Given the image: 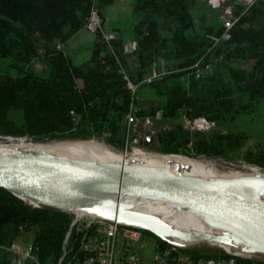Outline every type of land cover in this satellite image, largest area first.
Returning <instances> with one entry per match:
<instances>
[{"label": "trees", "instance_id": "obj_1", "mask_svg": "<svg viewBox=\"0 0 264 264\" xmlns=\"http://www.w3.org/2000/svg\"><path fill=\"white\" fill-rule=\"evenodd\" d=\"M112 1L0 0V138L39 144L105 135L109 144L130 149L137 131L128 133L124 122L131 92L123 75L138 81L155 63L166 74L139 88V115L154 116L161 110V120L174 123L157 129L154 148L192 158L227 159L239 153L247 136L228 132L221 124L264 102V0H254L243 13L238 10L229 37L217 42L213 37H220L221 25L195 30V0H132L137 47L131 54L123 52L118 33L108 41L102 34L111 31L104 25L103 11ZM92 7L103 29L95 32L90 58L74 64L65 45L85 27ZM164 19L172 22L169 36L161 31ZM199 61L211 62L212 73L201 79L192 76L186 84L184 75ZM143 90L150 93L145 104L139 97ZM181 116H205L217 128L190 133L177 122ZM243 159L264 168V149L246 150ZM72 218L69 212L33 207L0 188V246L31 234L38 264H79L87 251L79 248L82 233L73 229L69 244H63ZM146 232L159 245L166 244ZM1 247L0 264H10L8 251ZM247 262L264 264L257 259Z\"/></svg>", "mask_w": 264, "mask_h": 264}, {"label": "water", "instance_id": "obj_2", "mask_svg": "<svg viewBox=\"0 0 264 264\" xmlns=\"http://www.w3.org/2000/svg\"><path fill=\"white\" fill-rule=\"evenodd\" d=\"M153 141L154 137L148 136L143 145L149 146ZM0 188L23 201L28 198L36 202L33 207L45 206L71 214L107 210L86 198L71 197L69 193L74 188L167 202L220 224L236 238L237 246L232 247L264 256V202L240 192L264 191V176L206 182L168 175L144 165L101 164L19 153L0 157ZM133 226L157 236L148 224Z\"/></svg>", "mask_w": 264, "mask_h": 264}, {"label": "bare ground", "instance_id": "obj_3", "mask_svg": "<svg viewBox=\"0 0 264 264\" xmlns=\"http://www.w3.org/2000/svg\"><path fill=\"white\" fill-rule=\"evenodd\" d=\"M19 153L101 164L144 165L155 167L168 175L206 182H220L245 176H264V172H257L254 169L232 171L220 163L190 159L178 153L162 155L158 151L144 150L139 147H133L130 150L116 149L101 139H55L36 144L23 138H0V157ZM240 192L264 202V191L242 189ZM69 195L86 198L107 208L102 213L76 211L73 214L77 217L120 219L121 223L127 225L148 224L160 239L180 247L189 246L197 240L222 247L221 249L225 251L229 250V246H237L236 238L220 224L191 211L177 209L167 202L136 198L123 193L78 188L72 189ZM23 199L30 205H37L28 198ZM237 252L240 255L243 254L241 250Z\"/></svg>", "mask_w": 264, "mask_h": 264}, {"label": "built area", "instance_id": "obj_4", "mask_svg": "<svg viewBox=\"0 0 264 264\" xmlns=\"http://www.w3.org/2000/svg\"><path fill=\"white\" fill-rule=\"evenodd\" d=\"M253 2L254 0H207L208 5L218 11V19L223 28L220 37H213L215 42L229 37L230 29L239 19L240 14L237 11L242 10L241 13H243ZM102 25L103 21L97 8L92 7L85 28L95 33L103 29ZM102 34L106 41L117 36L114 31H102ZM59 47L63 46L59 45ZM136 47L137 43L134 39L127 41L123 45V52L131 54L136 50ZM212 69L213 65L211 62H196L191 67V71L184 75L185 83L188 84L192 76L195 79H201L210 75ZM165 74L166 70L163 67H158L155 63L149 66L148 70L142 74L138 81H133L124 72L123 78L126 81V87L131 92V103L124 115L128 133L136 132L139 126L152 127L155 119H161V110H158L154 116H140L137 98L138 90L141 86L160 80ZM182 119L191 125V128L186 129L190 133L195 132L194 130L207 131L215 127V122L205 116H198L193 119L183 116ZM182 127L184 128V126ZM136 134L138 135V132ZM148 136L154 137L155 140V135L152 133L145 135L144 140ZM72 215L73 218L66 231L63 244L64 246L69 244L73 229L82 233L79 248H84L87 251L79 264H251L247 261L263 257L262 255L251 254L245 250H241L243 254L240 255L237 252L240 249L232 246L229 247L228 251L221 249V252L210 256L194 255L184 247L166 241H164L166 244L161 246L153 237V240L147 238L144 234V229L133 225L110 219ZM149 246L151 247L150 255L146 251L141 253V250L147 249ZM1 248L8 251L10 264H26L28 260L38 264L33 254L34 247L31 240L29 242H24L23 239L15 240L9 246Z\"/></svg>", "mask_w": 264, "mask_h": 264}, {"label": "rangeland", "instance_id": "obj_5", "mask_svg": "<svg viewBox=\"0 0 264 264\" xmlns=\"http://www.w3.org/2000/svg\"><path fill=\"white\" fill-rule=\"evenodd\" d=\"M211 13V17H213L212 19L215 20L216 18V13L214 11H210ZM215 25H221V22L217 21V23H215ZM150 95V93L148 94V92L145 90L142 91V93L139 94L140 98H143L144 104L146 103V99H148V96ZM183 116L180 117V119L177 121L180 125L182 124V126H184V129L187 128H191V125L186 123L184 119H182ZM156 121V122H155ZM152 127H146V126H139L138 127V135L135 134L132 137V142L130 145V149L133 147H139L141 149L144 150H153V151H157L154 147L156 145L155 140L152 142V144H150L149 146H145L143 145L144 142V136L147 135L148 133H152L153 135H155V132L157 131L158 128L162 127V126H172V124L174 122H168V121H164L161 119L155 120ZM222 126H225L226 129H228V132L231 130L233 132H241L243 134H245L247 136L246 138V142L244 143V145L241 148V151H239V153H235V154H230V158H223V157H206L204 155H200V158H190V159H199V160H210L212 162H217L220 163L222 165H224L226 168L232 170V171H245V170H256L257 172L264 168H261L257 165L254 164H250L247 163L244 159V152L246 150H259V149H264V102H260L258 104H255L252 106L251 111H244L238 114V116H236L233 120L231 121H227L223 124H221ZM217 128V124L215 123V127L211 128L210 130L216 129ZM207 130V131H210ZM196 131V130H194ZM151 135V134H150ZM63 140H70V139H80V138H62ZM89 139H101L104 140L110 147L112 148H116L119 149L111 144H109L106 139L105 136L103 137H94V138H89ZM48 142V141H47ZM130 149H121V150H130ZM159 152V151H158ZM191 157V156H189ZM66 159V158H63ZM68 160V159H66ZM73 161H77L74 160ZM257 166V167H256ZM259 171V172H260ZM86 217V216H85ZM88 218H92V217H88ZM148 230H144V234L147 238H149L150 240L152 239V236L147 234ZM23 241H26L23 239ZM151 242V241H150ZM151 244V243H150ZM187 250H195V251H202V253L205 251L210 252L211 254L217 253L218 251H221V248L213 245H209L201 240H197L195 243L184 247ZM143 251H146L148 255L151 254V247L149 246V248L147 249H143L141 250V253H143ZM259 260L264 261V256L262 258H257Z\"/></svg>", "mask_w": 264, "mask_h": 264}, {"label": "crops", "instance_id": "obj_6", "mask_svg": "<svg viewBox=\"0 0 264 264\" xmlns=\"http://www.w3.org/2000/svg\"><path fill=\"white\" fill-rule=\"evenodd\" d=\"M132 0H113L103 11L104 25L107 29L118 33L124 43L133 40L132 25L135 18L132 16ZM210 11L216 13L213 20ZM194 19V28L199 30L201 26L214 25L218 21V11L211 8L207 0H195V5L191 9ZM118 31V32H117ZM161 31L164 36H169L172 31V22L170 19H164L161 22ZM95 38V33L85 27L78 30L65 45V50L69 52L71 61L74 64H80L90 58L91 46ZM31 234L24 237V242H29Z\"/></svg>", "mask_w": 264, "mask_h": 264}]
</instances>
